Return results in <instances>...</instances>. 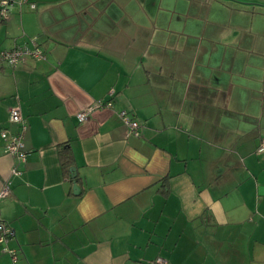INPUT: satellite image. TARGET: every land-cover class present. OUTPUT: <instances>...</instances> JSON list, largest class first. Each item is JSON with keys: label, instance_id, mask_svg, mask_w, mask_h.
<instances>
[{"label": "crops", "instance_id": "obj_1", "mask_svg": "<svg viewBox=\"0 0 264 264\" xmlns=\"http://www.w3.org/2000/svg\"><path fill=\"white\" fill-rule=\"evenodd\" d=\"M30 1L0 21V52L37 39L47 55L0 61L18 264H264V0ZM99 100L113 107L80 123ZM17 104L27 162L11 176Z\"/></svg>", "mask_w": 264, "mask_h": 264}, {"label": "built area", "instance_id": "obj_2", "mask_svg": "<svg viewBox=\"0 0 264 264\" xmlns=\"http://www.w3.org/2000/svg\"><path fill=\"white\" fill-rule=\"evenodd\" d=\"M29 7L31 10H36L37 6L30 0H0V21L8 22L12 18V10L18 7L22 10L23 7ZM47 59L45 50L41 47L37 39H32L30 44L17 46L10 50L0 52V61L12 68L25 64L27 60L44 61ZM115 92L112 91L110 95ZM113 102L111 100H99L95 104L85 108L78 113L77 117L80 123H85L89 120L91 115L96 109L112 108ZM124 124L128 128V136H141V124L139 121L133 119L128 111L123 110L119 113ZM10 123L16 126L17 130L11 132L4 130L1 137L5 142V152L14 157L18 165H14L11 171V176H22L23 169L19 165H24L27 162V152L25 150V135L28 130L27 120L23 117L21 107L19 104L14 106L10 111ZM259 152H264V142L259 148ZM12 181L9 179L0 190V203L10 197ZM15 237L13 228L3 220L0 210V244L5 246L4 252L9 253L12 257L14 264H18V252L11 249L8 243ZM157 262L166 264L165 261L158 259Z\"/></svg>", "mask_w": 264, "mask_h": 264}, {"label": "trees", "instance_id": "obj_3", "mask_svg": "<svg viewBox=\"0 0 264 264\" xmlns=\"http://www.w3.org/2000/svg\"><path fill=\"white\" fill-rule=\"evenodd\" d=\"M62 160L64 162V166H66L68 170H71L73 159H72L71 151L69 149H64L62 151Z\"/></svg>", "mask_w": 264, "mask_h": 264}, {"label": "water", "instance_id": "obj_4", "mask_svg": "<svg viewBox=\"0 0 264 264\" xmlns=\"http://www.w3.org/2000/svg\"><path fill=\"white\" fill-rule=\"evenodd\" d=\"M74 189L78 192L79 188L77 186L74 187Z\"/></svg>", "mask_w": 264, "mask_h": 264}, {"label": "rangeland", "instance_id": "obj_5", "mask_svg": "<svg viewBox=\"0 0 264 264\" xmlns=\"http://www.w3.org/2000/svg\"><path fill=\"white\" fill-rule=\"evenodd\" d=\"M9 254V253H8ZM10 255V254H9ZM20 263H21V261H20ZM12 264H14L13 262H12Z\"/></svg>", "mask_w": 264, "mask_h": 264}]
</instances>
